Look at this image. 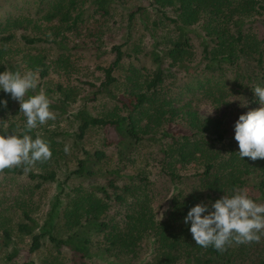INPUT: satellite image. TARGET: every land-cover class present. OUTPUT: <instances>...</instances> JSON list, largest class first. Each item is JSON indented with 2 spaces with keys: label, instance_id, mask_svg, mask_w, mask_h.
<instances>
[{
  "label": "trees",
  "instance_id": "16d2710c",
  "mask_svg": "<svg viewBox=\"0 0 264 264\" xmlns=\"http://www.w3.org/2000/svg\"><path fill=\"white\" fill-rule=\"evenodd\" d=\"M35 1L39 19L46 23L54 21L47 29L50 36L34 32V36L21 33L20 38L31 45L42 37H51L60 52L61 42L57 38L61 36V28L72 30L82 21L85 0ZM125 1L126 32L121 35V43L110 46L113 58L100 67L102 81L87 92L84 104L71 114L74 129L70 133L49 131L47 138L33 129L28 134L33 139L40 136L49 143L51 159L37 162L30 170L22 166L0 172L24 175L34 182V188L42 184L53 187L40 222L23 207L22 219L15 223V231L28 236L29 251L37 250L45 239L49 242L51 254L40 264H264V236L259 247L255 248L257 242L239 245L233 242L226 251L219 252L212 246L204 248L195 244L191 222H184L189 209L197 203L206 204L212 211L215 200L224 195L231 197L241 190L247 191L255 202L264 204V159H242L234 138L239 116L262 106L253 90L256 86L264 87V33L257 29L264 18H256L264 13V5L258 0H148L150 4L145 7L139 0ZM113 2L90 0L103 17ZM147 8L171 25L172 37L166 38L165 46L159 50L153 44L149 52L153 68L147 71L130 66L120 83L113 72L128 55L123 47L130 39L133 20L140 19ZM23 20L26 19L8 17L0 24V31L19 27ZM152 23L156 25L155 21ZM248 23H254L256 29L247 26ZM195 25L200 26L203 37L194 69L199 73L208 72L209 76L196 81L194 89L205 82L217 88L216 92L224 90L233 97L232 128L227 120L202 115L187 101L180 103V94L174 92L173 82L163 81L166 75L172 77L173 68L191 76L185 60L190 54L189 33ZM12 38L13 34L0 35V72H21L23 67L42 77L60 60V56L47 60L39 52L27 51L22 59L12 63L6 58L5 48V43ZM164 60L166 66H163ZM115 85H120V92L112 89ZM60 88L57 89L61 97L50 104V109L58 111L56 117L66 113L73 99L71 90L66 88L61 92ZM38 92L37 87L27 95ZM101 96L112 103L103 107L100 114L91 113L86 101H97ZM6 101V107L0 104V134L25 132L26 117L20 112L19 102L10 114H19V118H6L9 107ZM173 122L182 128L170 131L167 125ZM92 128H99L102 138L99 148L89 150L84 148L83 140ZM5 129L7 133H3ZM60 135L61 138H56ZM65 136H69L78 154L71 167L61 170L57 155L63 150ZM144 143L153 146L155 151L147 155L143 166L124 172ZM110 146L115 151V160L110 167L101 169L107 160L105 149ZM150 155L156 173L164 176L170 185L162 219L155 215L150 203L153 195V183L147 177ZM1 232L2 244L7 245L11 242L9 230L3 228ZM14 254L12 250L9 256Z\"/></svg>",
  "mask_w": 264,
  "mask_h": 264
},
{
  "label": "rangeland",
  "instance_id": "374dc122",
  "mask_svg": "<svg viewBox=\"0 0 264 264\" xmlns=\"http://www.w3.org/2000/svg\"><path fill=\"white\" fill-rule=\"evenodd\" d=\"M79 1V0H78ZM264 5V0H258ZM125 0H114L110 4L108 14L104 17L100 12L95 11L94 6L90 3V0H85L82 8L85 7L84 14L82 15V21L77 23L72 30H65L61 28V36L57 38V41L61 42V51H57L54 47V43L51 42V37H42L43 39L34 44H26L19 34H27L34 36V32L39 34L46 33L49 26L54 24V21L46 23L39 19L40 14H36L37 3L35 0H0V24H3L8 17L23 18L18 24L19 27L8 28L5 31H0V35L13 34V38L6 42L7 55L6 58L10 62H14L23 58V53L27 51L39 52L45 55L47 60L55 59L60 56V60L57 62L56 67L48 69V73L45 76L40 77L38 72L36 76L38 79V89L46 91V94L51 102L57 101L61 97L58 92L61 87V92L68 88L71 90V96L73 99L68 103L66 113L56 117L55 120H49L44 125H39L36 128V134H41L43 138H47L49 131H67L70 133L75 126V121L71 117L76 109L84 104V96L87 92L95 89L99 82L103 79V73L100 67L106 66L113 58V52L110 51V46L118 42H122L121 35L126 32L127 23V3ZM148 0H139V4L147 6ZM124 4V5H122ZM150 4V3H149ZM167 13L171 14L170 11ZM140 19L135 18L130 29V39H128L126 45L122 48L128 52L121 60V65L117 68L113 74L116 79L122 83L125 78L127 68L130 66L137 68H145L149 71L153 68L154 63L150 59V49L153 44H156V49L159 50L165 46L166 38H170L171 25H168L166 21L158 17L150 8L143 14H140ZM257 20L264 18V13L256 16ZM152 21L156 22L154 26ZM35 23V24H34ZM254 29V23H248ZM195 25L191 27L192 32L189 33L190 54L186 57L187 70L191 76H187L185 71L172 70V77L166 75L163 77L164 83L173 82L176 86L175 93L180 94L179 102H189L192 109L198 113L207 117H217L227 120V124L232 128L231 122L234 113V100L227 92H216L217 88H214L209 83L203 82L199 88H195L196 81L204 80V77H208L209 73L196 72L194 66L199 60L200 41L203 37V32ZM260 33H264V22L259 23L258 28ZM155 39H153V37ZM47 38V39H45ZM161 39H163L161 41ZM155 42V43H154ZM139 48V51H134L135 48ZM58 54V55H57ZM57 55V56H56ZM20 63V61H19ZM167 62L164 60L163 66H166ZM29 69H21V73L28 72ZM196 72V73H195ZM195 73V74H194ZM187 83H190L189 87H185ZM184 86V92L181 87ZM115 92H120V85L112 86ZM34 91V90H33ZM31 91V92H33ZM0 89V100H8V110H6V118L16 117L19 118V114L11 116L10 114L17 106L18 101L13 99L10 93H3ZM83 96V97H82ZM112 102L104 97H99L97 101H86V105L91 113L100 114L103 107L110 106ZM213 109V110H212ZM55 114L57 110L51 109ZM212 110V114H207ZM70 114V117L67 115ZM20 121V119H18ZM170 131H175L181 126L177 123H170ZM231 132L233 129L230 130ZM109 136H113V133H109ZM56 138H61L57 136ZM102 138V133L99 128H92L87 130L83 146L85 149L99 148ZM65 145H70V154H65ZM154 147L150 144L144 143L139 146L132 160L127 163L124 172H131L137 170L140 166H143L144 161L150 153L152 154ZM62 151L57 155L58 165L61 166V170L65 166L71 167L73 160L78 154L74 146L71 143L69 136H65L62 139ZM107 160L102 165V168L110 167L115 160V151L112 146L107 147ZM151 155L147 162L150 164L147 168L148 180L153 183L151 186L153 195L150 197L151 207L153 212L158 217L162 210L166 206V197L169 192V184L164 181V176L156 173L155 164H152ZM61 177V175H60ZM33 181H29L24 175H11L0 173V264H23L25 262H31L32 264H40L41 260L48 257L51 254L52 247L45 239L42 245L35 251H29V239L28 236L19 234L15 231V223L22 219L21 209L24 207L29 214L40 222L42 214L46 207L48 197L54 192L53 187L49 184H42L38 188L33 187ZM258 203V202H256ZM260 204V203H258ZM6 228L9 230V236L11 242L7 245L2 244V232L1 230ZM260 243L255 245L260 246ZM254 248V250H255ZM253 250V247H250ZM14 250L15 254L9 256L11 251ZM250 250V251H251Z\"/></svg>",
  "mask_w": 264,
  "mask_h": 264
},
{
  "label": "clouds",
  "instance_id": "9594fccd",
  "mask_svg": "<svg viewBox=\"0 0 264 264\" xmlns=\"http://www.w3.org/2000/svg\"><path fill=\"white\" fill-rule=\"evenodd\" d=\"M37 86L38 79L32 71L23 74L10 70L0 72V89L19 102L20 112L26 117L25 132L0 134V172L22 166L30 170L37 162L43 163L52 157L46 140L40 136L33 139L28 134L39 125L56 119L44 90L27 95ZM253 91L262 106L239 116L234 138L238 142L239 156L255 161L264 159V87L256 86ZM0 104L6 107L7 101L0 100ZM212 110L207 114H212ZM3 133H7V129ZM64 152L70 154V145H65ZM212 209L209 211L206 204L197 203L184 217L185 223L191 222L190 232L195 244L224 252L233 242L237 245L258 243L264 236V204L256 203L247 191H238L231 197L224 195L212 203Z\"/></svg>",
  "mask_w": 264,
  "mask_h": 264
}]
</instances>
